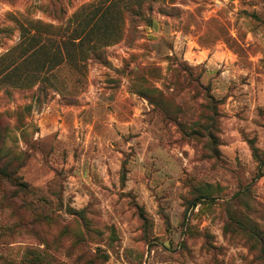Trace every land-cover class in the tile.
<instances>
[{
    "label": "rangeland",
    "instance_id": "rangeland-1",
    "mask_svg": "<svg viewBox=\"0 0 264 264\" xmlns=\"http://www.w3.org/2000/svg\"><path fill=\"white\" fill-rule=\"evenodd\" d=\"M112 1L0 0V264H264V0H117L50 68Z\"/></svg>",
    "mask_w": 264,
    "mask_h": 264
},
{
    "label": "trees",
    "instance_id": "trees-1",
    "mask_svg": "<svg viewBox=\"0 0 264 264\" xmlns=\"http://www.w3.org/2000/svg\"><path fill=\"white\" fill-rule=\"evenodd\" d=\"M108 5V6H107ZM120 7V4L116 1H112L109 4H105L102 2V7L98 8L97 14L94 15L93 19H88L86 21V24L84 25L83 28L80 27V24L78 27L75 28L73 32V37L71 38L72 40H69L68 38H65V29L60 28L61 37L64 40H61L58 42V46L55 47V42L54 40L51 39V47H50V52L46 53L48 58L45 61H48V66L52 69L59 67L63 63H68V62H73L74 55L71 53V49L75 51L74 48L77 49H82L80 57L82 59L92 57V59H97V60H102L104 58V50L102 45L100 46L99 42H95L90 50H83L84 45H85V39L83 37V33L85 31V26L88 27L89 25H92L91 31L101 29V30H109L110 28L108 27V20L107 18L110 17V14L112 13L113 10H118ZM142 6H140L141 9ZM62 8H55V13L56 14H61L63 13ZM102 12V15H99V13ZM78 16V15H76ZM111 18V17H110ZM72 22V21H71ZM37 24V23H35ZM35 26L41 27L40 24H37ZM51 29L54 27L53 25L46 26ZM42 28V27H41ZM63 31V32H61ZM36 37L31 38V41L34 42ZM113 39V38H112ZM79 40V43H76V41ZM51 52H54L52 55V59L50 60V54ZM76 52V51H75ZM77 53V52H76ZM44 61V62H45ZM80 61V60H79ZM79 61H75V67H78ZM82 61V60H81ZM36 62L39 64L40 61L37 59ZM18 173V168L12 162L8 161H0V197H1V202L3 205L8 202V203H13L14 201H20L23 204L24 208V198L22 197V192L25 191L27 188V185L24 184L20 179H16L15 176ZM12 187L15 191H17V194H10L7 190V186ZM1 192L3 194H1ZM14 204H17L15 202ZM28 207L30 208V216L33 218L31 220H26V218H22L20 222L21 227H26V228H35L39 222V215L38 212L40 210L39 206L36 204H29ZM25 209V208H24ZM5 264H9V262H6ZM24 264H35L34 261H27Z\"/></svg>",
    "mask_w": 264,
    "mask_h": 264
}]
</instances>
